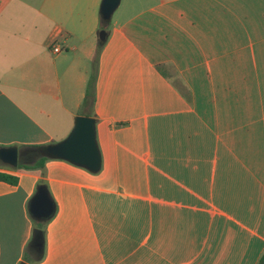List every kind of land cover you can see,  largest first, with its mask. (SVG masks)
Here are the masks:
<instances>
[{
    "label": "crops",
    "instance_id": "0c3cea01",
    "mask_svg": "<svg viewBox=\"0 0 264 264\" xmlns=\"http://www.w3.org/2000/svg\"><path fill=\"white\" fill-rule=\"evenodd\" d=\"M99 2L0 0V146L54 142L88 114L101 159L48 157L42 175L0 161L16 176L0 178V264H255L264 0H119L98 46ZM39 177L54 211L37 246Z\"/></svg>",
    "mask_w": 264,
    "mask_h": 264
},
{
    "label": "water",
    "instance_id": "95a60500",
    "mask_svg": "<svg viewBox=\"0 0 264 264\" xmlns=\"http://www.w3.org/2000/svg\"><path fill=\"white\" fill-rule=\"evenodd\" d=\"M118 3L119 0H100L99 15L109 20ZM97 37L101 42L105 39L104 27L98 29ZM38 151L41 155L62 158L90 171L98 170L101 159L95 138V118L88 114H76L69 131L62 138L39 147ZM19 152V148L14 144L0 146V161L15 166ZM27 210L29 215L38 222L45 221L52 215L54 204L46 186L43 184L35 186L34 192L28 199ZM41 242L42 235L39 229L33 227L30 243L40 246Z\"/></svg>",
    "mask_w": 264,
    "mask_h": 264
},
{
    "label": "trees",
    "instance_id": "16d2710c",
    "mask_svg": "<svg viewBox=\"0 0 264 264\" xmlns=\"http://www.w3.org/2000/svg\"><path fill=\"white\" fill-rule=\"evenodd\" d=\"M99 19V22H98V29L104 27L106 28L107 25H108V22L109 20H105L103 19L100 15L98 17ZM101 41L98 42V46L101 45ZM93 79V74L90 75V80L88 82V85H87V88L84 92V96L82 98V104H85L87 102L90 101V84H91V81ZM44 144H27V145H22L21 148L19 149V156H18V162L16 164V167L17 168H21V169H33V168H36L39 170V174L42 175L43 174V164H44V161L50 157V156H46V155H41L38 151V148L39 147H43ZM0 178L1 179H4V180H7L11 183H14L16 182V176L14 174H10V173H5V172H0ZM39 184H43L44 186H46L47 188V185H46V182L45 180L43 179V177H39L37 180H36V185H39ZM49 193V192H48ZM50 195V193H49ZM51 197V196H50ZM44 223L45 221H35L33 219V224H34V227H37L40 231V234L42 235L43 233V228H44ZM26 261L28 260H35V259H32V258H29L27 256H25L24 258ZM25 262L24 261H19L17 264H24ZM255 264H264V250L260 253V255L258 256Z\"/></svg>",
    "mask_w": 264,
    "mask_h": 264
},
{
    "label": "built area",
    "instance_id": "2783aa9c",
    "mask_svg": "<svg viewBox=\"0 0 264 264\" xmlns=\"http://www.w3.org/2000/svg\"><path fill=\"white\" fill-rule=\"evenodd\" d=\"M60 49V47L58 45H53L52 46V50L53 51H58Z\"/></svg>",
    "mask_w": 264,
    "mask_h": 264
}]
</instances>
